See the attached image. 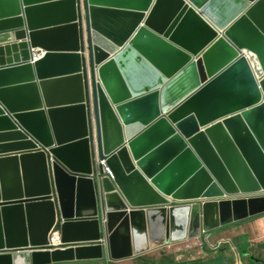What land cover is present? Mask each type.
Wrapping results in <instances>:
<instances>
[{
	"label": "water",
	"instance_id": "1",
	"mask_svg": "<svg viewBox=\"0 0 264 264\" xmlns=\"http://www.w3.org/2000/svg\"><path fill=\"white\" fill-rule=\"evenodd\" d=\"M261 215L264 0H0V264L119 262Z\"/></svg>",
	"mask_w": 264,
	"mask_h": 264
},
{
	"label": "crops",
	"instance_id": "2",
	"mask_svg": "<svg viewBox=\"0 0 264 264\" xmlns=\"http://www.w3.org/2000/svg\"><path fill=\"white\" fill-rule=\"evenodd\" d=\"M250 223L253 224L251 231L257 232L260 236L264 237V217H261L260 219H256L255 221L250 222ZM224 237H225V234L223 233V231H216L211 237V240L213 239L216 241L213 247H216L218 245L217 240L223 241L222 244L219 245L217 248L212 249L211 251L207 252L208 255L206 254V259L201 260L199 262H197L193 257H189V258L186 257L189 252L190 246H191L188 243L189 242L188 241L185 243L172 245L169 249L161 248L159 252L151 250L137 257H134L131 259H125L119 262H108L107 260H104V261L97 262V263L74 262V263H67V264H196V263L197 264H237V258H236L237 255L235 256L236 253L233 252L232 247L234 248V250H236L237 249L236 246L241 241V239L239 240V239L234 238V240H237L236 242L232 239L231 242L233 243V245L229 246L227 244H223L227 241L226 239H224ZM240 237H243V235ZM246 246L250 247L248 246L247 243H246ZM262 247L264 248L263 245ZM243 249H245L244 246H243ZM202 251L205 252L204 249H202ZM237 253L239 254V257L241 258L243 253L242 252L241 253L237 252ZM239 260H240V264H249L245 262V259H239Z\"/></svg>",
	"mask_w": 264,
	"mask_h": 264
},
{
	"label": "clouds",
	"instance_id": "3",
	"mask_svg": "<svg viewBox=\"0 0 264 264\" xmlns=\"http://www.w3.org/2000/svg\"><path fill=\"white\" fill-rule=\"evenodd\" d=\"M86 48H88L89 49V40H88V37H87V34H86V32H85V36H84V49L83 50H85V53H86ZM36 51V57L37 56H40L39 54H41V51L40 50H35ZM84 53V54H85ZM86 71H87V75H88V78H89V86H90V94H89V105H90V107H93V90H92V73H91V64H90V56H88V61H87V64H86ZM90 111H91V109H90ZM36 150H45L47 153H48V158H49V163L52 165V163L54 162V160H55V158H54V155L52 154V153H50L49 152V150H48V148H44L42 145H39V147H38V149H36ZM94 160H95V162H96V164L101 168V170L103 171V172H101V171H99V175H102V177L104 178V177H108V178H111V173H110V171H109V168H108V166H107V161L106 160H104V159H101L99 156H97L96 158H94ZM102 161H105V164H103L102 163ZM112 179V178H111ZM261 217H264V215H261V216H256V217H252V218H249V219H247V220H244V221H240V222H236V223H233V224H231V225H227V226H225V227H222V228H219V229H217V230H215V231H213V232H211L209 235H207V233H205V232H202L201 230L199 231V240L198 239H191V240H196L198 243H199V246H201L202 247V245H204V246H206L207 245V242L208 241H211V237H212V235L216 232V231H224V230H227V229H229V228H235V227H238V226H241V225H244V224H246V223H250V222H253V221H255L256 219H260ZM253 218H255V219H253ZM251 219H253V220H251ZM248 220H251V221H248ZM241 222H244V223H242V224H239V225H236L237 223H241ZM55 232H59L60 233V245L57 247V248H55V249H50L49 248V245L45 248L47 251H50V252H53V251H55V250H58V249H64L65 247H66V245H64L62 242H61V229H60V227H59V225L57 226V227H55L54 229H53V231L51 232V234H50V241H51V238L53 237V234L55 233ZM243 237H244V235H243ZM243 237H236V239H241V241L237 244V251L236 250H234V248L232 247V249H233V252H235L236 254H235V256H236V258H237V264H240V260L239 259H244V258H247V260L250 262L249 264H258V263H260V264H263L262 262H261V260H259V258H257L256 256H254L253 255V253L251 254L250 253V247H247L246 246V243H247V241H245L244 240V238ZM233 240H234V238H232ZM188 241H190V240H188ZM188 241H185V242H188ZM235 242L237 241V240H234ZM185 242H182V243H185ZM222 242L223 241H218L217 242V246L216 247H213V245L212 246H210V250L209 249H207L206 247H205V252H206V254L208 255V253L207 252H209V251H211L212 249H215V248H217L219 245H221L222 244ZM215 243V242H214ZM243 243V244H242ZM49 244H50V242H49ZM178 244H181V243H178ZM223 244H227V245H229V246H231V245H233V243L231 242V241H226L225 243H223ZM239 244H242L244 247H245V249H240V251L238 250V245ZM245 244V245H244ZM172 245H175V244H172ZM172 245H170V244H162V245H160V246H158V247H156V248H154L153 250L154 251H156V252H159V250L161 249V248H167V249H169ZM263 246H264V244H263ZM149 251H151V250H149ZM148 251V252H149ZM203 252V251H202ZM237 252H242L243 254H242V256H241V258L239 257V254L237 253ZM161 253V252H160ZM204 253V252H203ZM144 254V253H143ZM239 257V258H238ZM197 262H199V261H197ZM67 264V263H66ZM197 264V263H196Z\"/></svg>",
	"mask_w": 264,
	"mask_h": 264
},
{
	"label": "rangeland",
	"instance_id": "4",
	"mask_svg": "<svg viewBox=\"0 0 264 264\" xmlns=\"http://www.w3.org/2000/svg\"><path fill=\"white\" fill-rule=\"evenodd\" d=\"M252 227H253L252 223H246L245 225H241L235 228L231 227L223 231V233L225 234L224 239H226L227 241H231L232 238H236V237L244 235L243 237L244 240L247 241L248 246H250V250H251L250 253L251 254L253 253V255L259 258V260H261V262L264 264V248L262 247V245L264 244V237L260 236L257 232H252L251 231ZM214 242L216 241L212 239L211 241L207 242L206 246L202 245L201 247L199 246V243L196 240H190L188 243L191 246H190L189 252L186 257L187 258L193 257L196 261L205 260L206 253L205 252L203 253L202 249H204L205 251V247H206L207 249L210 250V246L214 245ZM244 259L246 263H250L247 260V258H244Z\"/></svg>",
	"mask_w": 264,
	"mask_h": 264
},
{
	"label": "built area",
	"instance_id": "5",
	"mask_svg": "<svg viewBox=\"0 0 264 264\" xmlns=\"http://www.w3.org/2000/svg\"><path fill=\"white\" fill-rule=\"evenodd\" d=\"M103 164H105V161H102ZM60 233L59 232H55L53 234V237L51 238L50 244H49V248L55 249L60 245Z\"/></svg>",
	"mask_w": 264,
	"mask_h": 264
},
{
	"label": "trees",
	"instance_id": "6",
	"mask_svg": "<svg viewBox=\"0 0 264 264\" xmlns=\"http://www.w3.org/2000/svg\"><path fill=\"white\" fill-rule=\"evenodd\" d=\"M253 219H255V218H253ZM253 219H251V220H253ZM251 220H248V221H251ZM242 223H244V222H241V223H237L236 225H239V224H242ZM243 244V243H242ZM242 244H239L238 245V250L240 251V249H242L243 248V245ZM218 259V258H217ZM220 261H221V259H220Z\"/></svg>",
	"mask_w": 264,
	"mask_h": 264
},
{
	"label": "bare ground",
	"instance_id": "7",
	"mask_svg": "<svg viewBox=\"0 0 264 264\" xmlns=\"http://www.w3.org/2000/svg\"><path fill=\"white\" fill-rule=\"evenodd\" d=\"M249 60H250V62H251L252 58L249 57Z\"/></svg>",
	"mask_w": 264,
	"mask_h": 264
}]
</instances>
